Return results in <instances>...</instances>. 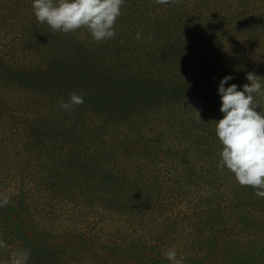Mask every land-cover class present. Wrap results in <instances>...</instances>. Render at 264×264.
Here are the masks:
<instances>
[{
  "label": "trees",
  "instance_id": "obj_1",
  "mask_svg": "<svg viewBox=\"0 0 264 264\" xmlns=\"http://www.w3.org/2000/svg\"><path fill=\"white\" fill-rule=\"evenodd\" d=\"M114 27L0 0V264H264V197L215 132L220 80L264 77V0H124Z\"/></svg>",
  "mask_w": 264,
  "mask_h": 264
},
{
  "label": "clouds",
  "instance_id": "obj_2",
  "mask_svg": "<svg viewBox=\"0 0 264 264\" xmlns=\"http://www.w3.org/2000/svg\"><path fill=\"white\" fill-rule=\"evenodd\" d=\"M169 2L158 0L164 5ZM123 3L124 0H32V8L38 22L46 23L53 31L69 33L87 28L92 38L100 42L115 36L114 25L121 15ZM246 78L250 83L242 87L229 84L234 79L232 75L224 76L218 85L223 113L215 127L223 146L219 167H226L241 186H250L255 195L264 197V110L255 99L264 95V77L249 72ZM84 102V94L73 92L60 107L69 110ZM257 107L261 110L257 111ZM7 203L6 198L0 200V205ZM27 255L26 252L14 253L13 264L26 261ZM166 257L170 264H184L183 257L178 258L175 249L166 252Z\"/></svg>",
  "mask_w": 264,
  "mask_h": 264
}]
</instances>
